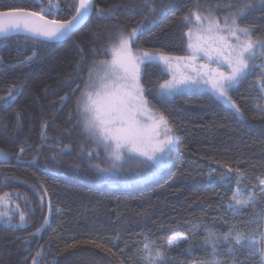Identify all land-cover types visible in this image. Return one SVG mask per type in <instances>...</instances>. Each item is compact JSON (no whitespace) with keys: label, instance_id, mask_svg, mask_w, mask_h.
Segmentation results:
<instances>
[{"label":"trees","instance_id":"1","mask_svg":"<svg viewBox=\"0 0 264 264\" xmlns=\"http://www.w3.org/2000/svg\"><path fill=\"white\" fill-rule=\"evenodd\" d=\"M93 1L90 20L61 44L0 40V69H6L0 71V96L16 90L9 106L0 102V151L8 154L0 157V197L13 196L17 206L16 225L0 223V264H33L34 257L38 264H144L145 242L166 245L178 235L187 240L169 250L163 264H191L211 255L205 232L223 235L235 225V231L257 236L261 211L237 213L229 203L237 169L246 186L264 178V111L257 107L264 106L261 57L229 91L234 108L208 92L162 96L159 87L167 80L162 66L155 60L143 64L144 97L166 119L174 150L166 169L138 186L101 182L96 165L103 152L84 129L80 111L90 73L92 79L109 59L120 33L136 28L135 49L183 57L191 28L183 18L199 14L221 21L239 0ZM41 8H51L44 13L48 19L68 21L77 0H0V12ZM238 23L264 41V7L257 5ZM27 57L31 62L18 63ZM44 191L51 206L48 225L39 238H24L46 218ZM232 246L235 264H259L248 244Z\"/></svg>","mask_w":264,"mask_h":264},{"label":"snow or ice","instance_id":"2","mask_svg":"<svg viewBox=\"0 0 264 264\" xmlns=\"http://www.w3.org/2000/svg\"><path fill=\"white\" fill-rule=\"evenodd\" d=\"M257 5L264 7V0H239V6L228 17L224 18L223 25L216 18L208 16L201 17L195 15V21L201 25L198 39L205 40L206 45L194 46L191 42L192 30H189L190 42L188 47L193 50V56L185 57H168L160 56L165 65L171 66L173 59H195V54L203 52L210 62L217 64H225L229 71L225 73L219 68H211L209 64L201 65L206 69L205 75L213 81V87L220 96H226V90L238 84L242 79L247 78L251 69L257 67L252 63L257 57H264V41L253 39V30L249 27H241L238 20L244 18L250 11L256 9ZM229 8L234 5L229 2ZM93 8L92 0H79V6L76 8L75 15L68 21L58 19H47L45 12L51 11V8H41L39 12L17 9L14 11L0 12V36L7 37L12 33L25 32L30 33L32 37L39 36L48 39L59 38L68 32L74 24L79 23L87 16ZM149 11L154 12V6L148 5ZM100 14H104V10H99ZM186 22H191L189 16L183 18ZM207 21V27L202 26V21ZM139 27V25L137 26ZM136 28L131 32L120 33L118 42L112 46L113 59L106 65L104 76L100 78L97 84L91 79L86 85V90L82 93L83 105L81 114L83 116L84 129L89 133L94 142L103 146V150L111 157V168L118 166L119 161L124 159L123 150L129 153H136L146 156L149 159L156 157L157 153H164L173 145V139L170 129L167 128V121L163 115L156 114L152 117L153 123L150 128H146L142 123V117L148 111L147 101L143 96V89L139 83L140 64L151 62L155 58L151 53L143 52L140 56H134L130 48V42L136 38ZM31 38V37H28ZM234 38L235 43L232 42ZM32 57H27L24 61L18 63L24 64L31 62ZM264 67V63L260 65ZM6 69H0L3 71ZM199 74V73H198ZM261 83L259 89L264 95V72L261 73ZM192 77H183L172 81H166L160 85L161 95H171L177 85L187 83ZM195 81L193 80V83ZM16 90L9 89L7 96H0V102L9 106L15 99L14 92ZM66 97H61V100ZM235 107V105H233ZM264 111V106L257 105ZM237 113L240 112L236 108ZM165 129L164 139H159V129ZM25 149L21 147L20 151ZM91 156L92 154L89 153ZM0 157L8 159V154L0 151ZM99 158V152H97ZM99 172H108L109 168H101L96 165ZM231 172L232 169H229ZM237 173V187L230 198L229 208L233 212L253 205L256 200L255 189L259 188L261 194H264V178L258 179L257 184L249 189V194L245 198L243 190L240 187V178L243 173L239 169ZM226 179V177H221ZM7 195V194H5ZM3 199V198H0ZM42 199V198H41ZM0 215H5L0 213ZM20 223L25 222L24 213L19 214ZM255 217L250 218V221ZM10 222V218H6V223ZM198 227V226H196ZM39 232L40 229H37ZM214 233L209 232L208 241L215 242L212 238ZM234 239L237 245L248 240V247L252 248L254 253H259V264H264V232H260L257 236H246L245 234L235 231V225L229 228L228 232L223 234V239L228 241L229 238ZM217 239H219L217 237ZM181 240L186 241V236L176 237L175 240L168 241V247L171 248L178 244ZM147 251L145 259L147 264H163L164 253L160 250L152 254L148 244H144ZM67 251V249H65ZM229 251H233L229 245ZM42 252H38L37 256H41ZM33 264H38L37 259L33 258ZM203 264H220L217 260L206 261Z\"/></svg>","mask_w":264,"mask_h":264},{"label":"rangeland","instance_id":"3","mask_svg":"<svg viewBox=\"0 0 264 264\" xmlns=\"http://www.w3.org/2000/svg\"><path fill=\"white\" fill-rule=\"evenodd\" d=\"M201 17L203 18L204 16H201ZM223 21L224 20L220 21L221 25H223ZM202 26L205 28L207 27V21L206 20L202 21ZM200 28H201V25L197 24V22L195 21V15H194L192 17V20H191V28H190L192 30L191 42L193 43L194 46L206 45L205 40L198 39ZM189 42H190V37L188 35V45H189ZM232 42L235 43L234 38L232 39ZM130 48H131L132 54L134 56H140L143 53L142 51H139V50L134 48L133 41L130 42ZM152 56L155 58L154 60L157 61L162 66L163 71L167 75L166 81H172L174 77L176 78V80H180L183 77H192V80H189L187 83L177 85L173 94L163 95V96L172 98V97L179 95V94H182V93L208 92L211 95H213L216 99H218L221 103H223L224 105H227L229 107L234 108L233 107L234 104L232 103V101L229 98V91L236 85H234L231 88H228L226 90V96L222 97L219 95V93L213 87V81L209 78L208 75L204 74L206 72V69H203L200 67L201 65L209 64L211 68H214V69L219 68L220 71H224L225 73H227L229 71V69L227 68V65L217 64L215 62H210L202 51L195 54V59H184V60L173 59L171 61L170 67L165 65V63L162 60H160L159 59L160 57H158L157 55L152 54ZM192 56H193V50L188 47L187 53L183 57L189 58ZM172 58H176V57H172ZM112 59H113V53L111 50L109 59L107 61H105L103 64H101L100 67L97 68V71L95 72V75L92 78V80L95 81L97 84L100 83V78L104 76V73L106 71V65L108 63H110L112 61ZM258 59L261 60V62L258 64V66H260L262 63H264V57H261ZM143 64L144 63L140 64V66H139V68H140V73H139L140 86H141V70H142ZM261 68L264 72V67H261ZM193 80L195 81L194 83H193ZM161 91L162 90L159 87V92L161 93ZM143 96H144V93H143ZM144 99H145V97H144ZM82 105H83V97L81 96L80 111L82 109ZM147 109H148V111L142 117V123L145 125L146 128H150V126L153 123L152 117L158 113L153 111L150 108V106L148 105V103H147ZM167 128L170 129L168 127V125H167ZM159 133H160L159 139H161V140L164 139L165 129L163 127H161L159 129ZM168 134H170L172 136L173 145L170 149L166 150L164 153H157L155 158L149 159L146 156H141V155L136 154V153H129L125 149V150H123L124 159L122 161L117 162L118 166L115 168L110 167L111 157L108 156V154L104 152L103 146L98 145L95 142L97 148L100 151L102 150V152H103V155L101 154L102 159H101V162L99 164L100 167L110 169L108 172H105V173H101L98 171L101 182H104V183L110 182L112 185L132 187V186L141 185L147 181L153 180L156 177H158L161 174V172H163L166 169V167L168 166L170 155H171L172 151L174 150V138H173L171 130ZM99 161H100V158H99ZM235 177L237 179V175H235ZM241 179H242V177L240 178V187L243 190V196L246 198L247 195L249 194L248 190L252 189L253 186L257 184V182L252 186H246L245 184H243L241 182ZM255 195H256V200H255L254 206L249 205L246 208H252L254 210L261 211L262 224H263L262 232H264V194H261L259 191V188H256L255 189ZM0 198H3V199H0V213L5 214V215H0V223L1 222L6 223V218H10V222H7L6 224L7 225H9V224L14 225L15 224L14 219H15V215L17 212V206H16V203L14 201V197L10 196V195H4ZM243 209H245V208H243ZM24 224H25V222L19 223L20 226H24ZM208 234H209L208 232H205L206 238H205L204 244L206 246H208L211 250L210 257L207 259H203L201 261L192 262L191 264H203V262L212 261V260H217L220 262V264H235L234 260L231 258L232 251L231 252L229 251V245H231V247L233 249L232 242H235L234 239H232L230 237L228 241H225L223 239V235H215L212 238V240L215 242V248H213V243L208 241ZM179 236H185V235H178L176 237H179ZM176 237H174L172 240H175ZM217 237L219 239H217ZM183 241L184 240H181L178 244L174 245L171 248L168 247V244H166V245L157 244V243H154L151 241H147L144 244L149 245V249L151 250L153 255H155V252L157 250L162 251L164 253V257H163V263H164L166 261L167 253L169 252V250L176 248ZM242 243L249 244V241L245 240ZM146 255H147V251L144 249V245H143V247H142V261L144 262V264H147V260L145 259Z\"/></svg>","mask_w":264,"mask_h":264},{"label":"water","instance_id":"4","mask_svg":"<svg viewBox=\"0 0 264 264\" xmlns=\"http://www.w3.org/2000/svg\"><path fill=\"white\" fill-rule=\"evenodd\" d=\"M92 3H93V8L90 11V13L87 16H85L82 20H80L79 23L74 24L73 27L68 32H66L63 36H60L58 39L57 38L48 39V38L39 37V36L32 37L30 33L18 32V33H12L7 37L0 36V40L10 39V38H14V37H21V38H26V39H31L34 41L42 42V43L61 44L65 41H67L68 39H70L76 32H78L90 20V18L93 15V12H94V1L93 0H92ZM78 6H79V0H77V7ZM5 12H7V11H5ZM49 20H51V19H49ZM28 37H31V38H28ZM43 193H44V198H45L46 205H47L46 218H45L42 226L39 228L40 229L39 232L36 231L34 233L27 234V235L23 236L24 238H31V237H38L39 238L41 236L42 232L45 230V228L48 225V222H49L50 217H51V206H50V201H49L48 195L46 194L45 191Z\"/></svg>","mask_w":264,"mask_h":264}]
</instances>
